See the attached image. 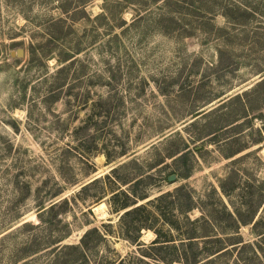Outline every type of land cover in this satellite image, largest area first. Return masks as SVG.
<instances>
[{
  "label": "rangeland",
  "instance_id": "rangeland-1",
  "mask_svg": "<svg viewBox=\"0 0 264 264\" xmlns=\"http://www.w3.org/2000/svg\"><path fill=\"white\" fill-rule=\"evenodd\" d=\"M0 264H264V0H0Z\"/></svg>",
  "mask_w": 264,
  "mask_h": 264
},
{
  "label": "water",
  "instance_id": "water-1",
  "mask_svg": "<svg viewBox=\"0 0 264 264\" xmlns=\"http://www.w3.org/2000/svg\"><path fill=\"white\" fill-rule=\"evenodd\" d=\"M21 51H22L21 49H18V50H17V52H18L19 54L21 53ZM175 177H176L175 174H171V175L168 176V180H169V181H172V180L175 179Z\"/></svg>",
  "mask_w": 264,
  "mask_h": 264
},
{
  "label": "bare ground",
  "instance_id": "bare-ground-1",
  "mask_svg": "<svg viewBox=\"0 0 264 264\" xmlns=\"http://www.w3.org/2000/svg\"><path fill=\"white\" fill-rule=\"evenodd\" d=\"M103 207V204H100L99 206H98V208H102Z\"/></svg>",
  "mask_w": 264,
  "mask_h": 264
}]
</instances>
